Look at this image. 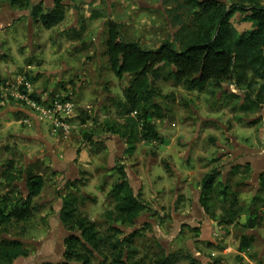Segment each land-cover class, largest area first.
Returning <instances> with one entry per match:
<instances>
[{
  "label": "rangeland",
  "instance_id": "rangeland-1",
  "mask_svg": "<svg viewBox=\"0 0 264 264\" xmlns=\"http://www.w3.org/2000/svg\"><path fill=\"white\" fill-rule=\"evenodd\" d=\"M63 1L67 5L66 19L55 28L45 29L40 22L33 21L29 10L13 8L6 0H0V78L37 76L36 82L30 81L32 99L41 94L50 102L65 96L74 103L72 116L66 120L70 126L68 131L55 129L49 119L38 117L36 121L18 109L22 104L0 106V111L11 108L10 113L0 116V201L8 192L16 200L27 196L26 168L42 174L46 182L40 196L32 202L35 209L37 205L41 207L30 220L13 223L10 234L0 230V240L17 237L30 251L28 257L18 258L13 264L63 261L67 231L57 218V202L67 193L69 181L80 180L77 182L80 193L96 199L95 202L86 200L81 210L97 223L102 233L107 231L111 222L106 212L114 211L116 203L109 192L118 179L111 164H124L138 174L140 180L138 183L133 180V191L147 205L143 214L155 218L156 225L149 223L144 235L136 238V260L147 256L144 260L151 264L163 251L158 247L159 241L167 253L178 254L177 264H191L194 259V264H214L216 260L218 264H264V214L261 226L256 229H247L243 220L252 210H262L264 206L262 199L248 203L257 188L251 186L253 171L251 175L243 169L236 175L231 172L234 165H243L252 158L245 155L233 158L224 149L225 146L234 149V145L240 144L250 150H264V103L256 107L257 112L241 111L240 105L246 102L244 87L239 88L231 79H226L221 87L188 90L169 77V65H160L166 67L160 70L161 77L156 83L157 100L165 109V117L152 120L159 140L148 141L143 137L142 125H133V143L123 140L121 155L112 157L107 144L111 136L121 138L104 128L107 122L126 125L127 116L119 114L117 104L125 100L124 90L133 78L129 74L117 77L108 64L105 53L108 23L118 24L121 38L137 42L142 48L156 49L170 40L180 49L181 42L176 35L194 34L201 21L199 9L192 7L189 0ZM222 1L245 6L263 4L260 0ZM32 2H42L45 10L54 5V0ZM232 22L240 32L252 27L240 14ZM74 33L80 36L75 37ZM253 90L256 94L258 86ZM134 116L137 114L133 113ZM42 129L51 143L49 149L40 140ZM85 133L93 134L91 141L84 137ZM74 149L82 153L78 156L79 174L67 179V167L61 171V163L65 153ZM55 157L61 162L56 164ZM10 160L14 161L13 171L18 178L12 187L3 179ZM215 167L222 173L209 201L211 213L208 215L204 210L203 219L196 205H200L202 180ZM221 183L228 184L231 194L237 195L234 208L218 196L217 192L223 188ZM195 190L199 191L197 196ZM257 193L264 198L263 193ZM177 213L183 214L184 219H179ZM206 220L215 221L223 230V236H215L216 247L201 243L200 232L196 236L193 231L194 225L201 226ZM244 234L256 237L246 257L239 252ZM194 240L209 262L203 263L194 257L188 245Z\"/></svg>",
  "mask_w": 264,
  "mask_h": 264
},
{
  "label": "trees",
  "instance_id": "trees-1",
  "mask_svg": "<svg viewBox=\"0 0 264 264\" xmlns=\"http://www.w3.org/2000/svg\"><path fill=\"white\" fill-rule=\"evenodd\" d=\"M6 1L5 3L13 8L29 10L33 21L40 22L45 29L55 28L66 19L67 5L63 0H54V5L47 10L44 9L42 2ZM258 2L263 4L245 6L222 0H189L192 7L199 9L198 15L201 21L192 36L191 34L184 37L176 35V39L181 42L180 49L170 40H165L156 49H145L137 42H126L121 38L120 26L109 22L105 52L108 64L117 77L122 78L125 74H129L133 78L124 90L125 100H120L117 104L120 108L119 114L123 117L127 116L126 125L120 126L117 123L109 125L107 122L105 131L133 143L135 137L132 131L133 125H142L145 139L159 140V134L152 120L155 117H165V109L157 100L159 91L156 83L161 77L160 70L166 67L160 65H169L171 67L169 77L173 78L176 84H183L188 90L204 91L207 86L213 85L221 87L226 79H231L239 88L244 87L246 102L240 105L241 111L257 112L256 107L260 108L264 103V0ZM237 14L243 15L245 20L252 24L251 29L240 32L234 26L232 19ZM74 36L79 37L80 34L74 33ZM25 76L32 83L38 79L37 76L27 77L26 74ZM249 76L255 82L251 83ZM169 77L165 79H170ZM0 80L3 84L7 82V79L0 78ZM257 86L258 91L255 94L253 88ZM58 98L71 100L65 96ZM35 100L42 102L40 96ZM133 113L137 114L134 116L136 118L132 117ZM83 123H86V119ZM84 137L91 141L93 134L85 133ZM8 164V170L3 172V179L9 182V187H12L18 178L13 171L14 161L10 160ZM242 169L247 175H251L253 171L251 164L246 163L234 165L231 172L236 175ZM113 170L117 173L118 179L113 183L109 196L114 198L116 203L114 211L106 212V217L111 223L105 233H102L97 223L89 219L81 210L86 200L95 202L96 199L80 193L77 185L80 180L68 182L67 193L60 196L62 199L60 222L68 235L64 238V259L59 264H146L144 259L147 256L142 260H136L138 250L135 241L137 237L144 235L145 229L150 225L146 224L137 229L135 226L138 218L146 211L147 205L134 193L127 177L126 166L116 164ZM221 173V169L215 167L202 180L200 204L208 215L212 207L209 201L216 192ZM24 175L27 181V196L23 197V200H16L10 196L11 192H8L0 201V230L7 234H10L13 223L28 222L33 213L41 207L37 205L35 209L32 207V202L34 198L40 196L45 187L44 176L34 173L31 168H26ZM259 183V192L264 194V171L260 174ZM221 186L223 188L217 192L218 196L222 201L228 200L230 207L234 208L237 204V195L231 194L228 184L221 183ZM255 199L258 201L262 199L264 204V198L259 195ZM263 214L264 212L257 208L252 210L247 215L244 226L247 229L260 227ZM193 231L197 236L200 229L193 228ZM255 239V235L244 234L240 240L239 252H247ZM201 243L216 247L212 242ZM158 247L163 251L157 254V258L151 264H177L178 254L167 253L159 241ZM29 255L30 251L19 238H1L0 264H13L18 258ZM194 260L191 264L195 263ZM218 263L219 260L214 262V264Z\"/></svg>",
  "mask_w": 264,
  "mask_h": 264
},
{
  "label": "crops",
  "instance_id": "crops-1",
  "mask_svg": "<svg viewBox=\"0 0 264 264\" xmlns=\"http://www.w3.org/2000/svg\"><path fill=\"white\" fill-rule=\"evenodd\" d=\"M40 97H41V100L48 101V99H46V97L44 95L40 94ZM19 108L22 109L23 112H25L26 114H29V116L36 118L35 120L37 121V117L30 110H28L25 107L21 108V106ZM10 109L1 110L0 111V116L1 115H5L7 113H10L11 112ZM38 125H39V123H38ZM39 134L41 136L40 140L43 143L44 142L46 143L48 149L51 148V143L47 142V140L45 138L46 137L45 136L46 135V131L44 129H42V131H39ZM123 142H124L123 139H121L119 137H113V136H111V138L109 140H107V144L110 147L109 151H110L112 157L119 156V155L122 154L123 149H124V143ZM239 146H240V144H236L235 148L231 150L233 153H235L233 155V158H235V156H239V155H245V156H249V157L252 158L251 160H247L244 164H246V163H250V164L252 163L253 164V165L251 164L252 168H253V180L251 182V186L252 185H254V186L256 185L257 188L254 191V193H253V195L250 198L248 203L254 204V203L258 202V200L255 199L258 196L257 192H259L258 191V189H259L258 188V184H259L258 182H259L260 174L264 171V150L261 149V148H254V149L250 150L244 145L241 146V147H243L241 149ZM60 151H64L63 148H60ZM79 154H82V153H79L78 150L76 151V149L72 150V152L67 151V153H65V160H62V163H61L62 164V170L61 171H64L65 167H67V171L65 172L67 174L66 177H68L67 179H69V178H71L73 176L75 177V176H77L79 174V170H78L79 169V164H80V157H78ZM65 161L68 164L67 166H66V162ZM54 162L57 164L58 162H61V161L57 160V157H55L54 158ZM114 166H115L114 164L110 165V167H114ZM126 172H127V177H128V180H129L131 186H132L133 180H135V182H137V183L139 182L140 178H139L138 174L131 172L127 168H126ZM24 184L26 185L25 182H24ZM23 188H24V186H23ZM195 191H196V196H197L199 194V191H197V190H195ZM57 206H59V213H58V216H57V218L59 219L60 218V210L62 208V199L57 202ZM200 206L201 205H196V209H197V212L204 219V209L202 207H200ZM261 209L264 210V206H262ZM173 210H175V209H173ZM149 215L150 214H146L145 217L140 220V223L149 222V223H153V225H156L155 222H153V220H155V218H153L152 216L149 217ZM177 217H179V219L183 220L185 216L183 214H181V213L180 214L177 213ZM246 219H247V216H244L243 220L246 221ZM193 227H196V228L200 229V231H199L200 232L199 233L200 234V239H199L200 241L212 242L214 245H216L215 236H217V235L223 236L222 235V231L223 230H221L219 228V225L215 221H212V220H209V221L206 220V221H204V223H202L201 226H195L194 225ZM164 235H166V234H164ZM188 245L191 248V252H192V254H194L195 258H198V260H200L203 263H206V262L210 261L208 256H205L202 252L199 251L195 240H194V242L193 241L189 242ZM229 250L230 249H228V251ZM246 254H247V252H243V255L245 257H246Z\"/></svg>",
  "mask_w": 264,
  "mask_h": 264
},
{
  "label": "built area",
  "instance_id": "built-area-1",
  "mask_svg": "<svg viewBox=\"0 0 264 264\" xmlns=\"http://www.w3.org/2000/svg\"><path fill=\"white\" fill-rule=\"evenodd\" d=\"M32 92V83L25 75L8 79L5 84L0 80V106L9 105L11 101L22 104L21 106L36 113L37 117L49 119L55 129L68 131L70 126L66 120L72 116L74 103L58 97L50 102L42 100L40 103L31 98Z\"/></svg>",
  "mask_w": 264,
  "mask_h": 264
},
{
  "label": "flooded vegetation",
  "instance_id": "flooded-vegetation-1",
  "mask_svg": "<svg viewBox=\"0 0 264 264\" xmlns=\"http://www.w3.org/2000/svg\"><path fill=\"white\" fill-rule=\"evenodd\" d=\"M234 146H236V145H234ZM242 145H240L239 147L242 149L243 147H241ZM224 149H225V151H226V153L228 154V155H234L235 153H233L231 150L233 149H229V148H227V146H225L224 147ZM201 197V196H200ZM201 205V204H200ZM202 207V206H201ZM203 208V207H202ZM173 209H175V207H173ZM204 209V208H203ZM145 217V214H143L140 218H138V220H137V224H136V226H135V228L137 229V228H140V227H142V226H144V225H146V224H149V222H143V223H140V220L142 219V218H144ZM153 222H155V220H153ZM142 224V225H141ZM152 224V226H153V223H151ZM155 224H156V222H155ZM194 228H196V227H194ZM180 231V230H179ZM202 242V241H201ZM203 242H205V241H203ZM161 243V245H162V242H160ZM64 256V255H63Z\"/></svg>",
  "mask_w": 264,
  "mask_h": 264
},
{
  "label": "water",
  "instance_id": "water-1",
  "mask_svg": "<svg viewBox=\"0 0 264 264\" xmlns=\"http://www.w3.org/2000/svg\"><path fill=\"white\" fill-rule=\"evenodd\" d=\"M19 110H22V109H20V108H18ZM23 111V110H22ZM36 117H37V115H35ZM38 118V117H37ZM67 235H68V233H67Z\"/></svg>",
  "mask_w": 264,
  "mask_h": 264
}]
</instances>
